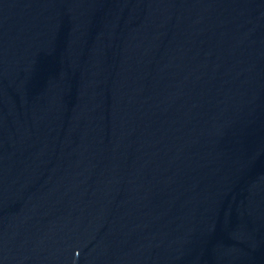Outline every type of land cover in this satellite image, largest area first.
<instances>
[{
	"label": "water",
	"instance_id": "obj_1",
	"mask_svg": "<svg viewBox=\"0 0 264 264\" xmlns=\"http://www.w3.org/2000/svg\"><path fill=\"white\" fill-rule=\"evenodd\" d=\"M0 264H264V0H0Z\"/></svg>",
	"mask_w": 264,
	"mask_h": 264
}]
</instances>
